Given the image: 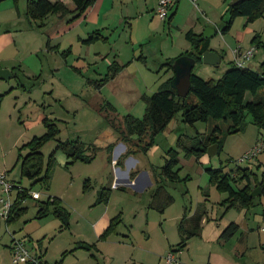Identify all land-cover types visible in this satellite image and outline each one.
<instances>
[{
    "label": "rangeland",
    "instance_id": "rangeland-1",
    "mask_svg": "<svg viewBox=\"0 0 264 264\" xmlns=\"http://www.w3.org/2000/svg\"><path fill=\"white\" fill-rule=\"evenodd\" d=\"M179 1L173 19L169 20V13L167 20H161L155 11L158 0H110L105 4L110 17L104 26L92 25L95 18L91 22L85 16L74 19V14L37 20L27 14L28 0L0 1V67L9 66L11 70L2 69L12 74L11 79L0 80V174L18 188L10 194L13 203L20 190L41 194L39 201L25 200V213L10 223L0 204V264H14L15 239L26 240L32 253H46L49 264H166L170 253L178 255L182 264H209L211 254L218 252L239 264H264V196L255 197L250 209H229L224 204L228 194L211 182L208 172L221 170L229 175L235 190L248 184L239 170L250 167L255 178L262 179L264 150L253 161L241 162L264 141V131L250 114H246L244 130L229 135L223 121L188 124L179 113L153 138L148 150L134 147L138 152L122 159L128 147L119 133L125 130V117L143 119L146 99L168 80V67L162 65L175 50L185 51L187 46L194 52L186 38L188 31L216 32L208 40L222 57L220 66L201 62L193 69L206 80H218L233 66L236 48L249 50L256 36L264 43V14L250 23L238 17L226 30L233 0ZM96 30L102 38L84 44L82 40ZM114 62L124 66L123 72L98 89L96 83ZM263 62L260 46L246 67L259 72ZM252 100L247 94L246 102ZM108 103L116 113L105 107ZM46 118L56 122L60 131L41 147L44 171L56 152L48 190L23 176L21 167L29 153L23 147L46 133ZM216 127L223 130L218 135L222 148L211 156L209 149L217 144L212 145L209 137ZM66 141L85 143L91 147L88 154L95 146V159L67 164V156L57 151ZM132 141L139 145L138 136H132ZM111 144L112 153L108 151ZM194 148L204 152L189 153ZM171 150L178 153L177 177L163 179L162 185L174 200L160 212L150 205L158 187L156 176L171 159ZM132 173L139 174L136 188ZM103 193L108 199L100 202ZM54 197L68 213L67 219L54 213L55 206H50L47 217L36 219L38 205ZM106 211L114 230L103 238L108 227L98 237L94 225L107 216ZM181 223L185 236L197 234L178 252ZM231 223H237L239 231L225 242L221 235ZM82 244L90 247L87 250Z\"/></svg>",
    "mask_w": 264,
    "mask_h": 264
},
{
    "label": "trees",
    "instance_id": "trees-1",
    "mask_svg": "<svg viewBox=\"0 0 264 264\" xmlns=\"http://www.w3.org/2000/svg\"><path fill=\"white\" fill-rule=\"evenodd\" d=\"M75 5V10L71 12L67 6L60 2H52L51 0H28L27 2V14L29 17L37 20H43L50 15L65 16L68 14H74V19L84 16L87 10L93 7L98 0H71ZM176 1L172 10L177 5ZM171 10L169 20H172L175 16V12ZM228 13H230V19L227 23L226 30L231 28V25L238 17L247 18V23L253 22L258 17L264 14V0H244L241 3L233 7H229ZM101 35L97 31L90 35L88 39L82 40L86 45L93 44L100 40ZM187 40L192 44L194 52L186 53V56L192 57L196 60V64L203 62L202 55L210 49L209 40L204 38L203 35H196L192 31L186 34ZM259 36H256L252 43L255 44L257 49L264 43L258 41ZM259 44V45H258ZM177 59L168 60L164 66L173 70V65ZM121 66L118 63H114L109 67V73L104 79L96 83V87L101 89L109 81L114 79ZM171 78L162 84L160 89L152 96L146 99L147 108L143 119L134 118L128 115L124 119V129L121 130V140L127 143V152L122 159L135 154L136 151L133 148L137 147L138 150L146 151L153 143V138L161 132H164L171 124L177 114L181 113L183 121L188 124H194L196 122H208L210 120L223 121L227 124V134L238 133L245 128L246 114H250L253 118V122L264 131V62L261 64L260 71H254L247 67L233 66L224 73V75L218 80L203 79L194 73L191 77V91L186 98H180L177 96L176 91L171 87ZM250 94L253 97L252 101L246 102V96ZM111 112L116 113V109L110 104L105 106ZM46 133L42 137H34L23 148H26L29 153L23 158L22 162V175L30 179L33 184L42 183L48 190L50 188V171L53 161H55L54 152L50 156L49 165L44 171L43 154L41 153V147L52 140H55L59 135V129L56 122L46 118L44 120ZM221 127H216L212 136L209 137V141L212 145H218V152L222 148V144L218 135L222 134ZM132 136H138L139 145H133ZM264 142V141H263ZM114 144L108 147V151L112 153ZM91 148V147H90ZM83 142L79 141H66L61 142L57 151H61L70 160L67 164H72L75 161L91 162L95 159V146H92L93 153L88 154L90 149ZM189 153L204 152L200 149H191ZM171 159L166 160V164L161 168V172L156 176V179L160 178L161 181L156 180L157 190L155 191L151 207L164 212L165 209L173 202V197L167 193L162 185L163 179H169L175 181L176 174L174 168L178 163V153L171 150ZM211 176V182L217 184L219 190L228 194V199L224 204L228 205L229 209H250L254 206L255 197H251L252 189L251 180H253L254 172L248 167L244 170H239L241 179L247 180V185L239 190H235L230 182L231 177L222 173L221 170H208ZM136 173V172H135ZM132 173V177L135 175ZM255 189L261 188L262 195L264 196V173L262 179H257ZM17 188L14 186V189ZM18 189V188H17ZM20 190V189H19ZM30 196V190H20L13 207L7 217V222H13L15 219L23 215L27 208H23L22 205ZM107 200L106 194H102L100 202ZM50 206L54 207V213L61 219L68 217V213L62 207L59 199L50 198L47 202H42L38 205V211L36 219H42L49 215ZM67 221V220H65ZM67 223V222H66ZM114 230V223L108 228L103 238L107 237ZM181 242L177 246V251H183L187 247L188 240L195 236L197 233H190L185 236V229L182 223L179 227ZM239 231V225L237 223H231L221 235V239L225 242L232 240V238ZM81 247H90L87 244H82ZM175 252V251H173ZM39 257V256H38ZM41 258V257H40Z\"/></svg>",
    "mask_w": 264,
    "mask_h": 264
},
{
    "label": "built area",
    "instance_id": "built-area-1",
    "mask_svg": "<svg viewBox=\"0 0 264 264\" xmlns=\"http://www.w3.org/2000/svg\"><path fill=\"white\" fill-rule=\"evenodd\" d=\"M177 0H158L157 15L161 20H167L171 9L174 7ZM256 47H252L247 51L242 50L238 47L233 51L234 54V64L238 67H246V62L251 60L256 52ZM264 150V142L262 144L256 145L251 149L245 156L241 159V162H251L257 158ZM134 184V182H132ZM0 189L3 193L4 198L0 199V204L2 205V210L4 216L8 217L11 208L13 207V202L9 199L11 192L14 189V185L7 181L6 174H0ZM31 193V192H30ZM33 200L39 201L41 199V194L39 192H32L30 194ZM8 198V199H7ZM52 198H50L51 200ZM12 250V260L14 264H47L42 258L35 256L31 250L26 246V243L22 240H14L11 247ZM166 264H182L177 256L170 253L166 257Z\"/></svg>",
    "mask_w": 264,
    "mask_h": 264
},
{
    "label": "crops",
    "instance_id": "crops-1",
    "mask_svg": "<svg viewBox=\"0 0 264 264\" xmlns=\"http://www.w3.org/2000/svg\"><path fill=\"white\" fill-rule=\"evenodd\" d=\"M1 1V0H0ZM52 2H56V1H60V2H62V3H64L66 6H67V8L71 11V12H73L74 10H75V5H74V3L71 1V0H51ZM109 2V4H110V0H98L97 1V3L93 6V7H91L92 9L91 10H87V12H86V14L84 15L86 18V20L88 19V21H89V19L90 18H95L94 19V21H93V23L94 24H92V25H95V26H98V25H105V21H106V19L107 18H109L110 17V11H109V9L108 8H106V6H105V4H106V2ZM115 3H113V1H112V6L114 5ZM157 7V6H156ZM179 8H180V1L178 0V3H177V5L175 6V8H174V10H172L173 12H175V13H177L178 12V10H179ZM90 9V8H89ZM156 13H157V8H156ZM170 13H172V12H170ZM176 15V14H175ZM57 16H59V17H61V18H65L67 15H65V16H60V15H57ZM86 22V21H85ZM89 22H91V21H89ZM96 31H99V30H96ZM191 31V30H190ZM192 31H193V29H192ZM189 32V31H188ZM187 32V33H188ZM215 35H216V32H215ZM190 43V42H189ZM191 44V43H190ZM182 48H184V47H182ZM185 51H181L180 49L178 50H175V53H173V55H170L171 57H169L168 59L169 60H171V59H178V58H180V57H182V56H186L185 54L186 53H189L190 52V49H188V47L186 46L185 48ZM183 49V50H184ZM210 49H211V47H210ZM237 49V48H236ZM211 51H214V52H216L215 50H212L211 49ZM217 53V52H216ZM218 54V53H217ZM219 55V54H218ZM220 56V55H219ZM221 57V56H220ZM235 58V57H234ZM2 60V59H1ZM0 60V61H1ZM166 62L165 63H167L168 62V60H165ZM221 62H222V57H221ZM232 62H234V59L232 60ZM114 63H117V62H114ZM164 63V64H165ZM0 64H2V61H1V63ZM119 64V63H118ZM164 64L162 65V66H164ZM221 64V63H220ZM120 65V64H119ZM1 66V65H0ZM121 66V68H123L124 66L123 65H120ZM220 66V65H219ZM214 67V66H213ZM2 68H5V69H10V67L8 66H5V67H0V69H2ZM216 68H218V67H216ZM11 70V69H10ZM123 70L124 69H121L120 71H119V73H118V75H120V73H122L123 72ZM168 80H170L171 78H173L174 77V71L173 70H171V69H169L168 68ZM118 75L114 78V79H112V80H115L117 77H118ZM166 75V76H167ZM102 80V79H101ZM111 80V81H112ZM167 80V81H168ZM115 156V155H114ZM68 163V162H67ZM115 172L116 173H118V170L116 169L115 170ZM117 176H118V174H117ZM139 176V174H137V175H135V179H134V185H133V187L134 188H136L138 185H139V180H138V177ZM156 180H159V181H161V179L159 178H157ZM152 184V186H153V183H151ZM5 196L3 195V193H2V197H0V199L1 198H4ZM55 198V197H54ZM107 212V211H106ZM109 218H110V214L107 212V216L104 218H102L99 222H97L94 226H95V229H96V235H98V237L99 236H101L103 233H104V231L108 228V227H110L111 226V220H109ZM179 234H180V231H179ZM181 236V235H180ZM16 240V239H15ZM107 240V239H106ZM23 242H25L26 243V245H27V241L25 240H22ZM13 242H14V240H13ZM13 245V244H12ZM184 251V250H183ZM34 253V255L35 256H39V257H41L42 258V260L45 262V263H48V261L45 259V255H46V253H43L42 251L41 252H38V251H33ZM182 252V251H181ZM223 253V252H222ZM177 258L181 261V259H180V257L177 255ZM49 264V263H48ZM209 264H239L237 261H234L233 259H231L230 257H227L226 255H221V253H217V254H211V256H210V261H209Z\"/></svg>",
    "mask_w": 264,
    "mask_h": 264
},
{
    "label": "water",
    "instance_id": "water-1",
    "mask_svg": "<svg viewBox=\"0 0 264 264\" xmlns=\"http://www.w3.org/2000/svg\"><path fill=\"white\" fill-rule=\"evenodd\" d=\"M243 1L244 0H233L230 6L233 7ZM203 36L206 39H210L215 36V31L207 29ZM202 61L205 65L219 67L221 57L216 52L208 50L202 55ZM195 66L196 60L189 56L178 58L173 65L174 77L171 80V87L176 91L177 96L180 98H186L191 91V77ZM11 78L12 74L10 70L0 69V80H9ZM209 153L211 156L216 155L218 153V145L209 149ZM260 195H262L261 188H258L251 193L252 198Z\"/></svg>",
    "mask_w": 264,
    "mask_h": 264
}]
</instances>
